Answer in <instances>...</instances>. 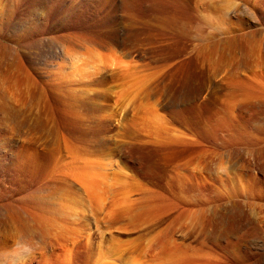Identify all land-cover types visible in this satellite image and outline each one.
I'll return each mask as SVG.
<instances>
[{"label":"rangeland","instance_id":"374dc122","mask_svg":"<svg viewBox=\"0 0 264 264\" xmlns=\"http://www.w3.org/2000/svg\"><path fill=\"white\" fill-rule=\"evenodd\" d=\"M0 264H264V0H0Z\"/></svg>","mask_w":264,"mask_h":264},{"label":"bare ground","instance_id":"6f19581e","mask_svg":"<svg viewBox=\"0 0 264 264\" xmlns=\"http://www.w3.org/2000/svg\"><path fill=\"white\" fill-rule=\"evenodd\" d=\"M122 211V210H121ZM131 224V223H130ZM176 260V259H175ZM157 263V262H156Z\"/></svg>","mask_w":264,"mask_h":264}]
</instances>
